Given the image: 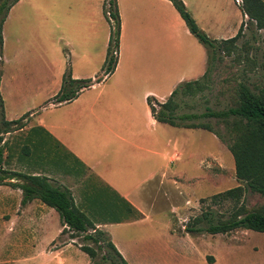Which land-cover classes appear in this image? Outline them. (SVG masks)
<instances>
[{
  "label": "crops",
  "instance_id": "0c3cea01",
  "mask_svg": "<svg viewBox=\"0 0 264 264\" xmlns=\"http://www.w3.org/2000/svg\"><path fill=\"white\" fill-rule=\"evenodd\" d=\"M72 1L74 4L67 0L66 6L63 3L62 9L52 8V12L41 9L38 0H19L11 8L3 26L1 57L0 93L6 118L18 119L29 112L30 120L24 129L44 128L51 140L64 148L82 169L92 173L91 184L77 182L69 186L58 184L59 180L41 167H32L31 173L47 175L52 182L69 188L76 206L87 216H135V209L142 214L139 219L129 217L112 223H101L103 219L99 218L96 226L106 229L128 264H145L140 256L147 253L148 246H153L154 228L138 237L119 232V228L129 229L154 217H167L170 236L199 233L188 232L184 225L179 230L177 220L181 223L182 218L186 219L182 216L183 207L171 208L166 217L158 213L160 195H166L168 179L174 184L193 180L189 169L193 163L197 169L198 153L189 148V138L195 128L156 120L148 98L163 103L181 82L201 78L208 68V53L170 0H117L122 27L115 71L82 90L73 100L55 102L68 66L75 79L96 80L102 75L110 39L104 0L99 10L81 3L82 0ZM184 1L199 22L196 12L208 5L203 0ZM58 10L65 15L62 37L21 34L32 16L42 23L47 20L52 28L60 26L52 18ZM241 15L244 21V14ZM16 22L19 30H12V37ZM241 23L242 20L234 32ZM183 35L187 38L186 46ZM23 61L33 63L31 70H18ZM38 62L46 69L41 77L34 69ZM23 82H27L26 87L20 86ZM32 151L35 152L33 148L26 149L23 154ZM43 157L39 153L34 160L41 165ZM15 188L22 216H48L47 212L60 216L38 198L22 206L23 190ZM248 230L238 228L209 236L230 242L233 235Z\"/></svg>",
  "mask_w": 264,
  "mask_h": 264
},
{
  "label": "rangeland",
  "instance_id": "374dc122",
  "mask_svg": "<svg viewBox=\"0 0 264 264\" xmlns=\"http://www.w3.org/2000/svg\"><path fill=\"white\" fill-rule=\"evenodd\" d=\"M203 1L208 6L200 7L199 12H196L199 22L196 21L209 37L220 40V37L235 36L239 30L234 32V29L240 20L242 31L230 52L223 50L212 60L207 78L201 77L203 85L200 90L176 96L175 100L181 111L201 113L207 106L222 110L235 105L240 83L247 84L253 90L264 88V29H259L256 21L249 20L248 16H245L243 21L241 15L243 12L236 3L238 0ZM242 1L240 0V3ZM38 2L41 9L52 12V8L62 9L63 3L66 6L67 0ZM101 2L102 0L81 1L94 10L102 8ZM71 4H74L72 0ZM52 18L60 26L52 28L47 20L42 23L33 20L32 16L29 26H24L21 34L29 37H62L65 15L58 10V15L53 14ZM15 24L16 28L11 29L12 37L14 36L12 30H19V24L17 22ZM30 25L35 28H30ZM182 38L184 46L188 45L187 38L184 35ZM194 38L207 51L205 45L195 35ZM31 67L33 63L23 61L17 68L24 71L31 70ZM34 69L39 77L46 74L41 62L34 63ZM100 76L102 79L106 77L101 74ZM26 84L27 82H23L20 86L26 87ZM156 108L159 106L156 105ZM203 120L222 138L202 128L190 131L192 135L189 138V148L198 153L197 169L195 163L189 169L193 180L188 182L180 180L174 184L168 179L166 195L164 197L160 195L161 208L158 213L166 217L170 215L171 208L183 207L182 216H186V219L182 218L181 223L177 220L179 230L183 225L185 229L188 226L191 229L204 230L197 232L195 236L189 234L184 236L181 233L170 236L167 229L168 218L158 220L154 217L153 220L144 221L145 224L129 229L119 228L118 231L138 237L144 235L145 230L154 228L153 246L144 247L147 253L140 256L143 257L145 264H264V232L249 229L246 233L242 231L233 235L230 242H224L218 238L213 239L209 232L205 231L211 223L217 224L239 218L250 211H264V195L237 177L235 157L229 149V143L235 137L230 125L216 118ZM29 132L30 129H24L4 136L7 142L5 156L10 154L4 164L7 170L32 173V167H41L52 173L53 177L59 180L58 184L68 186L77 182L91 184L92 173L85 168L82 169L64 148L43 133L29 135ZM37 142H40L39 145H34ZM24 144L31 145L30 148L35 152L23 154ZM39 153L44 156L41 165L34 160ZM2 185L0 264H122L107 247L99 249L97 245L91 243L97 250L96 257L92 259L81 248L82 245L90 244L84 240V233L70 229L61 233L63 225L57 213L55 216H50L48 212V216H22L18 195L14 190L16 188L7 184ZM230 189H234V192L228 196L222 195ZM89 217L93 220L98 218ZM74 235L76 238L72 239ZM106 253L110 258H105Z\"/></svg>",
  "mask_w": 264,
  "mask_h": 264
},
{
  "label": "trees",
  "instance_id": "16d2710c",
  "mask_svg": "<svg viewBox=\"0 0 264 264\" xmlns=\"http://www.w3.org/2000/svg\"><path fill=\"white\" fill-rule=\"evenodd\" d=\"M19 0H0V79L2 74V54H3V26L11 8ZM178 11L182 19L185 21L190 32L195 35L201 43H203L208 53V68L203 79L207 78L211 67L212 60L218 56L223 50L229 52L234 47L239 38L242 25L238 33L228 39H213L206 34L199 26L196 19L184 0H170ZM244 16H248L249 20L256 21L259 29H264V0H243L239 4ZM104 13L108 18L111 26L107 55L102 67V75H111L118 64V53L120 48L121 38V16L118 9L117 0H104ZM108 10L110 16H108ZM102 77L99 76L96 80L93 79H75L72 77L70 67L63 76V84L61 90L55 96L56 102H69L76 98L80 92L90 87L95 82H100ZM203 80L196 79L192 81L181 82L172 92L170 97L163 103L153 102V98L149 97V104L154 118L160 122L168 123L173 126L185 128H202L213 132L222 138L213 127L203 119L216 118L225 124L230 125L231 132L235 133V137L229 143V149L232 151L235 162L236 172L239 180L244 181L250 188L264 195V88L253 90L245 83H240L237 89V102L235 105L229 106L226 109L215 110L209 106L205 111L199 113L194 111H181L177 104L176 96L178 94H187L202 88ZM156 105L159 108H156ZM30 120V113H26L18 119L9 120L6 118L4 100L0 93V185L7 184L12 187H19L23 190L22 204L25 205L33 199H40L46 205L53 207L60 215L64 233L67 229L84 233V240L90 244L82 245L81 248L92 259L96 257L97 250L91 245L95 244L99 249L107 247L121 261L122 264H128L121 253L112 242L110 234L101 228L96 227V222L103 219L101 223L120 222L123 218H141L142 214L135 209V216H96L93 220L80 210L74 201L72 191L65 187L52 182L47 175H34L31 173L10 171L4 167L6 134L22 131ZM40 130L46 136L49 133L42 127H33L30 129L29 135L40 134ZM40 142L34 145H39ZM28 147V148H27ZM24 153L30 150L29 144L23 145ZM234 192L230 189L222 195L228 196ZM131 207V206H130ZM132 208V207H131ZM95 217V216H94ZM238 228H245L264 232V211H250L239 218L225 220L217 224L211 223L205 231L209 233L228 232ZM93 230V232H91ZM188 232L203 231L204 229H191L186 227ZM75 239L76 236H72ZM105 258H110L106 253Z\"/></svg>",
  "mask_w": 264,
  "mask_h": 264
},
{
  "label": "built area",
  "instance_id": "2783aa9c",
  "mask_svg": "<svg viewBox=\"0 0 264 264\" xmlns=\"http://www.w3.org/2000/svg\"><path fill=\"white\" fill-rule=\"evenodd\" d=\"M238 2H240V0H238ZM107 13H108V16H110V11H109V10H108V12H107Z\"/></svg>",
  "mask_w": 264,
  "mask_h": 264
}]
</instances>
